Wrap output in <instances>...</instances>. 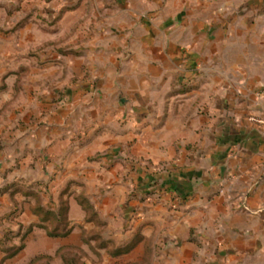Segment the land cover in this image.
I'll return each instance as SVG.
<instances>
[{
	"label": "crops",
	"instance_id": "1",
	"mask_svg": "<svg viewBox=\"0 0 264 264\" xmlns=\"http://www.w3.org/2000/svg\"><path fill=\"white\" fill-rule=\"evenodd\" d=\"M41 3L0 0V25L10 23L8 10H40ZM65 6L68 53L54 55L64 74L56 90L65 88L69 103L48 116L47 128L3 137L0 186L24 176L48 178L51 194L74 178L96 186L97 214L114 224L127 219L131 234L112 256L98 248L103 259L83 264H264V124L249 119L264 117V0ZM76 10L92 12L71 23ZM38 21L31 19L39 36ZM128 186L138 195L128 198ZM12 192L0 198L18 203ZM156 193L155 203L137 199ZM72 215L62 235L36 230L38 241L17 255L22 263L83 248L93 225ZM19 218L39 221L25 210ZM116 228L108 238L122 235Z\"/></svg>",
	"mask_w": 264,
	"mask_h": 264
},
{
	"label": "rangeland",
	"instance_id": "2",
	"mask_svg": "<svg viewBox=\"0 0 264 264\" xmlns=\"http://www.w3.org/2000/svg\"><path fill=\"white\" fill-rule=\"evenodd\" d=\"M77 2L74 0V3ZM50 3L58 5L59 8H51ZM65 3L66 0H42L40 10L27 9V7L30 8L29 4H25L24 11L12 8L13 10H8L10 23L0 25V51H9V57L0 58V149L3 146L2 143L6 141H3L5 135L15 137L18 132L26 133L34 127L46 126L47 128L48 116L63 110L69 103L64 95L65 88L56 90L57 81L62 80L64 74L57 68L56 63L60 60L54 55L68 53L65 49L64 37L70 25L64 22ZM18 7L20 8V4ZM91 12L90 10L73 11L69 22L83 16L86 18ZM34 17L40 20L38 22L42 33L39 36L33 34V29L36 27H32L31 19ZM38 50H41V57H36L34 54ZM49 51L53 53L49 54ZM3 68L5 70H2ZM16 179L7 186H0V193L7 191H13L14 195L17 192L20 193L18 203L13 197L11 200L0 198V209L6 211V215L2 218V231H0V264H23L24 258L17 255L27 243L38 241L39 235L34 232L46 229L49 236L55 237L56 235H50L49 231L68 230L71 227L70 212L73 218L79 221L83 213L84 220L93 225V229L88 234H83L84 247L66 249L62 253H57L53 260L50 259L52 256L42 255L35 262L39 260V264H49L54 261L58 264H83V260L89 259L95 263L103 259V254L98 248L112 256L111 252L120 245L119 241L130 237L129 226H132L130 221L118 220L114 224L97 214L98 209L90 196L92 193H98L96 186L87 185L74 178L67 186L53 187L55 192L51 194L48 178L41 183H35L29 176ZM127 194L128 198H134L137 194L136 188L128 186ZM141 197L138 196L137 199L143 202L147 200L150 203H155L161 198L159 193L153 197L150 195ZM72 204L74 208L70 211ZM123 205H125L123 208H128L129 199ZM169 205L171 208H176L173 203ZM21 210L31 211L38 216L39 221L29 225L21 224L19 218ZM137 217L141 218L140 223L143 224L144 216L137 213ZM116 227L120 228L122 235L112 240L107 235L114 236ZM19 228L21 230L23 228L22 232L18 231ZM33 236L36 238L33 239Z\"/></svg>",
	"mask_w": 264,
	"mask_h": 264
},
{
	"label": "built area",
	"instance_id": "3",
	"mask_svg": "<svg viewBox=\"0 0 264 264\" xmlns=\"http://www.w3.org/2000/svg\"><path fill=\"white\" fill-rule=\"evenodd\" d=\"M249 119L252 120V121H255V122L259 123V124H264V117H258L256 115H251L249 117Z\"/></svg>",
	"mask_w": 264,
	"mask_h": 264
},
{
	"label": "trees",
	"instance_id": "4",
	"mask_svg": "<svg viewBox=\"0 0 264 264\" xmlns=\"http://www.w3.org/2000/svg\"><path fill=\"white\" fill-rule=\"evenodd\" d=\"M50 234H51V235H56V236H57V235H61V234H63V233L60 232V231H58V232H56V231H55V232H54V231L51 232V231H50Z\"/></svg>",
	"mask_w": 264,
	"mask_h": 264
}]
</instances>
